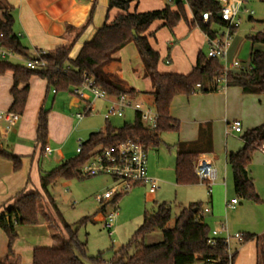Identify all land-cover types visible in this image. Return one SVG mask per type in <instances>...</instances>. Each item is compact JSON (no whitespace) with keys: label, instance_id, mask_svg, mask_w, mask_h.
<instances>
[{"label":"trees","instance_id":"1","mask_svg":"<svg viewBox=\"0 0 264 264\" xmlns=\"http://www.w3.org/2000/svg\"><path fill=\"white\" fill-rule=\"evenodd\" d=\"M135 1L139 0H109V10L117 9L122 14L116 16L112 22L104 24L93 39L83 45L75 60L69 58L73 45L59 47L43 56L48 66L41 70H30L24 65L12 64L8 60L0 59V76L11 72L14 79L11 89L13 101L9 111L19 116L24 113L29 82L34 76L46 80L48 90H53L55 93L72 94L73 89L80 87L87 78L94 81L97 87L112 98L125 95L135 100L139 95L149 96L152 99V109L159 116L158 126L153 131L143 127L139 115L135 116L133 124H124L119 129L112 127L106 121L102 130L90 134L88 140L82 142L81 153L76 158L63 162L41 178L42 191L50 199L49 188L55 186L59 180L79 178L82 167L97 150L114 147L123 141L135 138H140L146 144L147 151L159 149L162 145L160 139L162 133H176L179 130V122L170 116L171 104L175 98L217 93L222 87L219 82L224 77L221 60L208 59L207 53L203 52L199 53L196 64L188 75L160 73L158 71L160 54L149 43V38L153 36L145 35L155 22H163V27L172 35L179 23L184 22L190 32L199 30L207 38L215 39L226 27L218 17L221 6L217 0H184L185 5L182 1H178L175 4V11L172 10L174 0H171L161 11L130 13V5ZM185 6H188L192 13V21L188 19ZM94 10L95 5L87 24L91 23ZM205 13L211 14L207 22L203 21ZM14 21L12 9L0 4V47L11 51L17 57L32 59L29 50L13 31ZM236 30L237 28L232 29V35ZM248 40L253 47L258 44L264 45V31L249 36ZM132 43L137 48L144 77L151 82L152 90L148 93H139L133 88L125 89L107 71L112 64L119 62L115 55ZM171 49L172 45L168 46V57ZM225 79L228 88L236 87L241 89L244 95L264 97V51L253 50L250 56V69L244 72H228ZM47 115L48 111H40L36 133V142L42 153H45L47 147ZM241 140L244 143L243 148L227 156V164L233 175L234 192L238 199L259 204L261 199L256 192L254 181L249 176V167L254 154L264 145V122L259 127L246 131ZM211 152L212 139L210 135L205 137L202 130L197 142L188 147L181 145L175 164L176 184L179 186L198 184L194 164L202 154ZM0 158L11 161L14 172L21 170L20 158L1 146ZM39 196L37 193L20 195L8 211L0 214V230L8 239V249L11 254L18 238L16 229L39 225ZM120 198L121 196L117 197L113 203H117ZM201 208L199 203L181 209L174 218L173 226L170 227L173 207L167 203L153 204L149 210H145L139 230L127 245L114 253L109 263L103 261L101 254L95 258H88L87 245L79 242L78 231H73L64 222L63 228L67 240L58 248H35L32 252V264H86L83 259L91 264H196L197 262L209 264L217 260L224 262L227 260V246L223 239H217L214 246L208 244L211 228L203 218H200ZM155 230L162 232V241L146 245L145 238ZM255 238L251 234L243 235L244 242L254 241Z\"/></svg>","mask_w":264,"mask_h":264},{"label":"crops","instance_id":"2","mask_svg":"<svg viewBox=\"0 0 264 264\" xmlns=\"http://www.w3.org/2000/svg\"><path fill=\"white\" fill-rule=\"evenodd\" d=\"M246 2L247 0L245 3ZM108 3L109 0H0L1 5L12 9L15 19L13 31L20 38L22 44L29 50L30 57H35L38 53H45L47 55L59 47L73 45L69 56L71 60L77 58L83 45L90 42L104 24L112 22L116 16L122 14V12L117 9L110 11ZM168 4L167 0H139L138 2L135 1L131 3L129 12L146 13L161 11ZM94 5L95 10L91 23L87 24ZM185 8L189 21H192L191 11L188 6H185ZM172 10L175 11L176 7L174 6ZM244 13L250 16L249 21H254L252 18L254 14L251 15L248 9L245 8ZM238 19L240 21V13ZM261 23H263V21ZM259 33L261 32L256 34ZM235 34L232 35L229 43L226 59L221 60L225 65L227 64L228 67L231 66L232 63L238 61V56L241 52V50L234 49L235 41H233V38ZM145 35L148 37L150 35L153 36V38H149V43L151 47L160 54L158 71L162 74L188 75L195 66L199 53L202 52L204 47L207 48V37L199 30L190 32L184 22L179 23L173 35L163 27V22H155ZM248 42L250 43L249 40ZM170 45H172V49L168 57V46ZM128 46L115 55L119 60L118 65L120 70H122L123 64L121 63L122 59L119 54ZM253 50L264 51V45L258 44L253 47L250 43L248 63L243 64L240 62L245 69H250V56ZM136 59L140 62V69L143 70L139 55H137ZM19 60L23 61L22 65H24L25 60L21 58ZM111 67L112 66L107 69L110 74L111 71L109 69H111ZM142 76H144V73H142ZM144 80H146L145 77ZM13 83L14 79L11 72L0 76V112L9 111L12 105L13 99L11 96V89L13 88ZM132 88L133 87H127L125 89ZM133 89L139 93H148L151 91V89L148 91H140L136 88ZM221 89L222 88H220L217 93L207 95L194 94L190 97L179 96L175 98L171 104L170 116L172 119L179 122V130L175 133L173 143H169L168 135L170 134L160 135V139L167 147L172 144L176 146V163L177 153L181 145L188 147L197 142L200 138L201 130L204 132L205 137L210 135L212 139V152L209 154H202L200 157H206L214 164L217 170L215 189L217 188V190L220 191V188H222L224 190V200L222 204H218L214 201L213 194L210 193L211 206L208 207V209H210V214L206 216H209V223L211 225L215 226L218 223L220 227L223 223H226L230 232L227 214L230 211L236 210L239 205V199L237 197L232 199L227 197L228 186L226 183V171L223 182L221 183V181H219L216 153L218 151L217 133L220 131V128L219 131L216 129V132H214L212 124L215 123L216 126L219 125L222 129V126L228 127V125L234 121H240L242 123V133H231L227 135L226 127L225 136L226 140L230 135L231 137H242L246 131L253 130L263 124L264 97L244 95L241 89L236 87H227L224 91ZM50 93L55 96L53 101V103H55L59 93H54L53 90L49 91L46 80L37 76L32 77L29 82L26 107L23 115L20 116L19 122L7 133L4 124L0 121V146L13 155L18 156L22 163L21 170L14 172L13 163L9 160L0 158V214L8 211L20 195L37 193L46 196L41 188V178L47 173L45 172V164L40 167V160L43 157L55 156L50 162L53 165H61L63 162L71 160L69 154L64 150L63 145L60 148L53 149L48 144V138L47 146L50 147L53 152L52 154H46L41 152L36 142L39 113L41 110H45L44 107L47 104L48 95ZM141 96L143 95H139L138 97ZM146 97L151 99L149 96ZM32 99L35 100L36 106L32 109L31 115L28 116V108ZM69 104L71 108L79 109L81 103L74 97ZM199 105L201 106L198 107ZM229 106L235 107L238 111L239 116L237 118H231L230 120L231 114ZM49 117L48 111V123ZM241 142L243 148L244 143L242 140ZM228 149V144L226 142V148L223 152L224 161L226 166L230 168L227 164V156L229 153L237 151ZM150 151L151 150H148V173L149 176L158 180L159 188L157 191H159L160 184L162 183L159 178V174L161 173L160 170H162L161 164L158 162L159 156L150 155ZM155 158H157V162ZM154 163H157V165L155 166ZM137 187H143V189L147 190V194L144 196L146 203L160 204L156 201L157 191L151 192L149 187L145 186ZM233 199H238V205L235 209H227L226 203ZM99 204L102 207L101 209H104L103 205L101 203ZM204 209L201 208V211ZM222 213L224 214V220L222 218ZM101 218L102 214L96 218V221L100 222ZM22 230H25L24 234L28 236L23 245L19 244V238L20 240L21 237L25 238ZM17 234L18 239L13 246V254H11L8 249V239L4 232L0 230V264H32V252L35 248L46 247L45 245H48L47 247L58 248L67 240L66 232L59 230V228H51L40 211L39 225L30 227L29 229H23L22 227L18 228ZM245 234L246 233L240 235L243 236ZM248 234L254 235L256 237L255 240L250 242H238L233 239L230 242L233 264H264V222L261 223L259 234ZM41 236H44L45 240L39 239ZM253 244H256L255 248L252 247ZM245 256L246 261L244 260Z\"/></svg>","mask_w":264,"mask_h":264},{"label":"rangeland","instance_id":"3","mask_svg":"<svg viewBox=\"0 0 264 264\" xmlns=\"http://www.w3.org/2000/svg\"><path fill=\"white\" fill-rule=\"evenodd\" d=\"M178 1H182L185 5L184 0H174L173 6H175ZM245 8L248 9L249 12L254 13L252 16L253 22L249 21L250 16L244 13ZM262 21H264V0H247L243 10L240 12L238 29L233 38V41H235L234 49L241 50L238 56L239 62L243 64L248 63L250 43L247 38L250 35L264 31V24L261 23ZM215 28L216 27H213V29ZM202 52L206 54L207 48L204 47ZM137 55L136 46L133 43L129 44V46L119 54L122 59L121 63L123 64L122 70L119 69V62L111 65L112 67L109 70L111 71L113 79L124 88L133 87L140 91L152 90L150 80L148 78L144 80V76H142L144 71L140 69V62L136 59ZM7 60L12 64H23V61L19 59L8 58ZM221 64L223 66L225 65L223 61H221ZM222 87L225 88V86ZM54 97L55 96L50 93L48 95L47 104L44 107L46 111H49L50 115L48 123V144L53 149L60 148L63 145L64 150H66L70 156L69 158L73 159L78 156L76 150L79 147L80 141H87L90 134L98 132L105 127L104 115L107 113L108 109L111 108V104L106 100L96 101L94 103L95 108L93 113L79 121L76 119L75 115L83 113L85 107L82 103L79 105V109H73L69 104L71 99L74 98L71 93L59 92L55 103H53ZM141 97H137L135 101L141 103L145 107L149 106L152 108V99L146 96ZM35 106V100L32 99L28 108V116L31 115L32 109H34ZM200 106L201 105L198 107ZM229 109L231 114L230 120L231 118H237L239 116L235 107L229 106ZM134 121L135 114L132 111H127L124 118L112 117L109 122L112 127L119 129L122 128L124 124H133ZM226 127L227 126H222L221 129V126H216L215 123L212 124L214 132H216V129L219 131L220 128V131L217 133L218 151L216 153L219 181H221V183L223 182L226 171V183L228 186L227 197L232 199L236 198L233 186V175L231 169L225 164L223 152L226 148V142L228 144V150L233 151H238L242 148V142L240 140L241 136L234 135V137L230 135L226 140ZM165 134H170L168 135V140L169 143H173L175 132L162 133L161 135ZM158 150L150 151V155L159 156L158 162L161 164L162 169L159 174L162 183L160 184V190L157 191L156 201L158 203H167L173 207V217L170 222V227H172L174 218L180 213L181 209L199 203L203 209L210 207V190L206 185L200 182L193 185L177 186L174 168L176 164V146L172 144L167 147V145L165 146L162 143L160 150ZM54 157H43L40 160V167L45 164V172L49 173L59 166L50 163ZM155 159L157 162V158ZM154 164L155 166L157 165V163ZM249 175L254 181L255 189L261 199V203L255 204L239 199V205L236 210L230 211L227 214V222L230 227L231 235L243 233L259 234L261 223L264 222V155L260 150L253 156L252 163L249 167ZM112 186V180L106 176L93 178H81L79 176V178H74L72 180H59L55 186L49 189L51 199L48 198L47 195L42 196L39 194L38 219L40 211L51 228H59V230H63V232H65L63 228V223L65 222L73 231H78L79 242L82 244L86 243V256L88 258H95L101 254L103 261L109 263L114 253L118 252L121 247L127 245L132 236L139 230L143 222L145 210H149L153 205L152 203L145 202L144 196L147 194V190L143 189V187L134 188L128 193L123 194L117 201L118 218L116 221V233L115 236L111 238L104 230L102 223L96 221V218L103 214V212L100 211L102 207L96 201V197L105 193V191ZM215 187L216 185H214L211 191L214 196V201L218 204H222L224 200V190L220 188L219 191L217 188L215 189ZM54 205L55 208L53 207ZM113 208V204L109 203L107 211ZM222 215L224 220V214L222 213ZM205 222H207L211 230H219L218 223L215 226L209 223V216L205 217ZM22 228L29 229L30 227L24 226ZM22 233L25 235V238L21 237V240L19 238V244L23 245L28 236L24 234L25 230H22ZM39 239L45 240V237L41 236ZM162 239V232L160 230H155L145 238L144 243L146 245L157 244L161 242ZM255 245L253 244L252 247L255 248ZM45 246L47 247L48 245ZM132 252L133 251H131V253ZM244 260L246 261V256ZM83 261L86 264H91L86 259H83ZM196 264H201V262H197Z\"/></svg>","mask_w":264,"mask_h":264},{"label":"built area","instance_id":"4","mask_svg":"<svg viewBox=\"0 0 264 264\" xmlns=\"http://www.w3.org/2000/svg\"><path fill=\"white\" fill-rule=\"evenodd\" d=\"M168 3L171 0H167ZM221 6V21L226 24L224 30L215 39L207 38V57L208 59L225 60L228 53L229 43L232 38V29L238 28V15L246 0H217ZM253 15V12H250ZM211 18V14H203V21L207 22ZM45 53H38L32 59H23L24 66L30 70H41L47 68L48 64L43 60ZM8 58L20 59L11 51H7L0 47V59L7 60ZM223 68L224 77L219 81L222 86L226 87L225 76L228 72H244L246 69L242 67L240 62L236 61L228 67L226 64ZM69 69V68H67ZM225 88L222 87L224 90ZM55 93V92H54ZM72 95L84 105L83 113L75 115L76 119L81 121L84 117L89 116L94 111V103L98 100L108 101L111 108L104 115L105 121H110L112 117L124 118L127 111H132L135 116L139 115L143 127L149 131H153L158 126L159 116L154 109L149 106L145 107L141 103L129 98L128 96H120L119 98L109 97L103 90L97 87L94 81L85 79L82 85L73 89ZM93 101V104H92ZM20 116L11 111L0 112V121L4 124L5 131L9 133L12 128L19 122ZM231 133L241 134L242 123L234 121L228 125L226 134ZM82 150V142H80L76 153L79 155ZM260 151L264 154V145ZM50 147L45 148L46 154H52ZM194 173L203 185H206L210 193L217 182V170L214 164L206 157L199 158L194 164ZM109 177L112 180L113 186L107 189L105 193L96 197V200L103 205L104 212L100 222L109 237H114L116 233V221L118 217V206L113 201L128 193L137 186L149 187L151 192H156L159 188L157 179L149 176L148 173V151L146 144L140 139H128L110 148H103L94 152L80 172L81 178L93 177ZM113 204V209L107 211L109 204ZM238 205V199H233L226 203L227 209H235ZM210 214V209L206 208L200 212V218H205ZM217 239H223L227 246V260L209 262V264H233V256L230 250V242L235 239L238 242H243V236L240 234L231 235L226 223H223L219 230H211V235L208 240L210 246L216 245Z\"/></svg>","mask_w":264,"mask_h":264},{"label":"water","instance_id":"5","mask_svg":"<svg viewBox=\"0 0 264 264\" xmlns=\"http://www.w3.org/2000/svg\"><path fill=\"white\" fill-rule=\"evenodd\" d=\"M218 17L221 18V15L219 14ZM134 36H136V35H135V32H134ZM196 212H197V211H196Z\"/></svg>","mask_w":264,"mask_h":264}]
</instances>
